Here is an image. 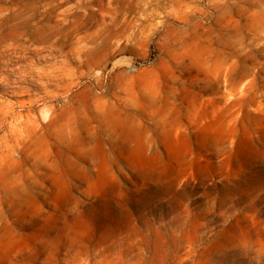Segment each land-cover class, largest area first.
Masks as SVG:
<instances>
[{"label":"rangeland","instance_id":"374dc122","mask_svg":"<svg viewBox=\"0 0 264 264\" xmlns=\"http://www.w3.org/2000/svg\"><path fill=\"white\" fill-rule=\"evenodd\" d=\"M0 264H264V0H0Z\"/></svg>","mask_w":264,"mask_h":264}]
</instances>
